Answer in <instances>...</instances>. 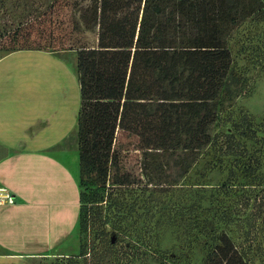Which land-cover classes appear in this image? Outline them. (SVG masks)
<instances>
[{
  "label": "rangeland",
  "instance_id": "rangeland-1",
  "mask_svg": "<svg viewBox=\"0 0 264 264\" xmlns=\"http://www.w3.org/2000/svg\"><path fill=\"white\" fill-rule=\"evenodd\" d=\"M98 1L0 0V55L17 32L30 33L76 72L75 43L96 42ZM228 47L233 97L210 129L214 143L188 168L189 153L144 157L139 138L118 129L105 184L94 171L83 185L77 127L55 149L80 192L94 194L82 205L99 215L89 228L79 221L64 249L35 264H204L220 233L247 264H264V14L241 21Z\"/></svg>",
  "mask_w": 264,
  "mask_h": 264
},
{
  "label": "trees",
  "instance_id": "trees-1",
  "mask_svg": "<svg viewBox=\"0 0 264 264\" xmlns=\"http://www.w3.org/2000/svg\"><path fill=\"white\" fill-rule=\"evenodd\" d=\"M260 14L264 0H99L95 44L75 43L73 48L82 184H91L94 171L105 184L118 129L139 138L144 157L160 151L189 153L188 168L214 143L210 129L219 120L222 102L233 97L230 34L241 21ZM19 40L23 46L16 49ZM33 40L38 39L17 32L6 51L45 50ZM93 196L80 192L78 222L87 228L99 211L82 202ZM204 264L247 262L220 233Z\"/></svg>",
  "mask_w": 264,
  "mask_h": 264
},
{
  "label": "crops",
  "instance_id": "crops-1",
  "mask_svg": "<svg viewBox=\"0 0 264 264\" xmlns=\"http://www.w3.org/2000/svg\"><path fill=\"white\" fill-rule=\"evenodd\" d=\"M80 87L66 60L45 50L0 55V264H35L65 248L80 190L55 149L76 129Z\"/></svg>",
  "mask_w": 264,
  "mask_h": 264
},
{
  "label": "built area",
  "instance_id": "built-area-1",
  "mask_svg": "<svg viewBox=\"0 0 264 264\" xmlns=\"http://www.w3.org/2000/svg\"><path fill=\"white\" fill-rule=\"evenodd\" d=\"M15 203L14 194L6 187H0V205H13Z\"/></svg>",
  "mask_w": 264,
  "mask_h": 264
}]
</instances>
